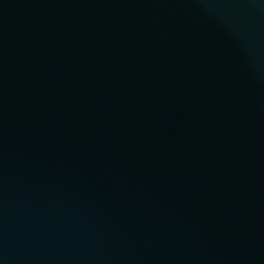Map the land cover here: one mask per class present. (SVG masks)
<instances>
[{
  "label": "water",
  "instance_id": "water-1",
  "mask_svg": "<svg viewBox=\"0 0 264 264\" xmlns=\"http://www.w3.org/2000/svg\"><path fill=\"white\" fill-rule=\"evenodd\" d=\"M0 264H264V0H0Z\"/></svg>",
  "mask_w": 264,
  "mask_h": 264
}]
</instances>
